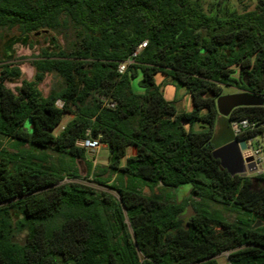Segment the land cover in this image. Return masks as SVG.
<instances>
[{"label":"trees","instance_id":"1","mask_svg":"<svg viewBox=\"0 0 264 264\" xmlns=\"http://www.w3.org/2000/svg\"><path fill=\"white\" fill-rule=\"evenodd\" d=\"M201 1L0 0L1 29L50 43L31 80L0 66V139L11 143L0 141V264H219L224 253L230 264H264V174L231 176L212 144L225 87L264 97V0L240 11ZM158 73L186 88L190 112L166 101ZM140 74L144 95L133 91ZM48 76L59 84L45 95ZM228 119L263 126L239 141L264 133V107ZM88 131L106 146V166L77 146ZM78 160L116 196L65 183L80 177ZM179 191L189 194L181 202Z\"/></svg>","mask_w":264,"mask_h":264},{"label":"rangeland","instance_id":"2","mask_svg":"<svg viewBox=\"0 0 264 264\" xmlns=\"http://www.w3.org/2000/svg\"><path fill=\"white\" fill-rule=\"evenodd\" d=\"M218 1L221 0H202L201 3L204 9L208 10L210 4ZM255 2L256 0H224V3L230 5L232 8L237 9L239 11L242 9L244 5L253 6ZM49 46L50 43L48 37L22 36L17 29L8 30V29L0 28V66L2 65V63L16 65L21 69L25 78L27 80H31L34 76L32 61L40 53L42 48H48ZM237 75L238 74H236L235 77H237ZM140 80H141V74L132 81L133 91L136 95H144L145 93L144 89L139 85ZM58 84H59L58 80L52 78L51 76H48L41 84L40 88L43 91V93L47 95L49 91L53 87H57ZM155 84L159 87V89L163 93L166 101L171 102L179 114L183 112H190L192 110V100L184 86H182L181 84L175 82L171 78L161 73H158L155 76ZM20 86H21L20 81L6 82V87L14 92L16 91V88H19ZM239 92L241 91L232 87H225L223 89L224 95H231ZM71 119L72 116L67 115L64 118L61 127L56 132L57 133L60 132ZM219 119L226 120V123L232 129L231 122L229 121L228 118L221 116ZM218 120L215 124V127L218 123ZM185 126L187 129L190 128L189 125H185ZM191 129L193 132H201V131H205L206 127L202 124L195 123L193 126H191ZM0 141L2 142L4 147H8L11 144L10 141L7 139H0ZM242 151L243 152L246 151V148ZM263 155H264V151H263ZM86 160L88 162H92L94 166L95 165L106 166L108 164V151L106 149V146L102 144L101 149L95 153L87 151ZM78 167L80 169V177L67 178L64 181L65 183L81 184L99 191H106L116 196L115 191L111 189L103 188L95 184L90 177H87V167L84 161L78 160ZM251 177H256V176H251ZM186 189L188 188L186 187L182 188V190H186ZM143 193L145 195L151 194L148 188H144ZM176 195H177V200L181 202L185 198H187L189 194L187 191H179ZM258 226L259 227L264 226V222H259ZM129 232H131L130 229ZM216 259L219 264H230L229 253L221 254Z\"/></svg>","mask_w":264,"mask_h":264},{"label":"built area","instance_id":"3","mask_svg":"<svg viewBox=\"0 0 264 264\" xmlns=\"http://www.w3.org/2000/svg\"><path fill=\"white\" fill-rule=\"evenodd\" d=\"M147 43H142L138 49L124 62L118 66V73L123 74L127 68L136 63L137 58L141 52L146 48ZM57 106L63 107V102L58 101ZM106 106L114 108L115 104L106 101ZM232 129L236 136L245 134L248 132H255L262 128V125H258L255 122L249 120H241L231 122ZM246 151H242L244 166L247 170V176H260L264 174V133H257L254 136L248 137L245 141ZM77 146L85 149L89 152H97L101 149L102 144L99 139L92 138L90 132H87V138L77 142ZM251 169H254L251 171Z\"/></svg>","mask_w":264,"mask_h":264},{"label":"water","instance_id":"4","mask_svg":"<svg viewBox=\"0 0 264 264\" xmlns=\"http://www.w3.org/2000/svg\"><path fill=\"white\" fill-rule=\"evenodd\" d=\"M41 33H39L40 35ZM217 110L220 116L228 118L230 114L240 107H264V97L256 96L247 92H239L231 95H223L216 101ZM246 148L244 141L234 142L219 148L213 152L216 159L220 160L221 168L226 169L231 176H247L244 166L242 150ZM254 169H251L253 171ZM193 214L191 207L182 215L186 219ZM258 226V225H257Z\"/></svg>","mask_w":264,"mask_h":264},{"label":"crops","instance_id":"5","mask_svg":"<svg viewBox=\"0 0 264 264\" xmlns=\"http://www.w3.org/2000/svg\"><path fill=\"white\" fill-rule=\"evenodd\" d=\"M72 118H73V116H72ZM236 139L237 138H236L235 133L229 127V125L226 123V120L219 119L218 123L214 129V138H213V142H212L213 146L216 148L215 150L222 148V147L234 142ZM135 154H136V149L135 148H129L128 156H134Z\"/></svg>","mask_w":264,"mask_h":264},{"label":"flooded vegetation","instance_id":"6","mask_svg":"<svg viewBox=\"0 0 264 264\" xmlns=\"http://www.w3.org/2000/svg\"><path fill=\"white\" fill-rule=\"evenodd\" d=\"M186 219H187V218H186ZM186 219H182V221H183V222H185V221H186Z\"/></svg>","mask_w":264,"mask_h":264}]
</instances>
